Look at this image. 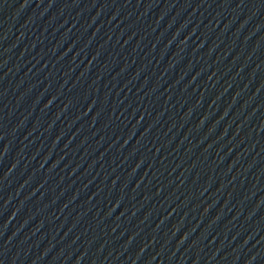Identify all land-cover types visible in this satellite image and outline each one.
<instances>
[{
	"label": "water",
	"instance_id": "95a60500",
	"mask_svg": "<svg viewBox=\"0 0 264 264\" xmlns=\"http://www.w3.org/2000/svg\"><path fill=\"white\" fill-rule=\"evenodd\" d=\"M0 264H264V0H0Z\"/></svg>",
	"mask_w": 264,
	"mask_h": 264
}]
</instances>
